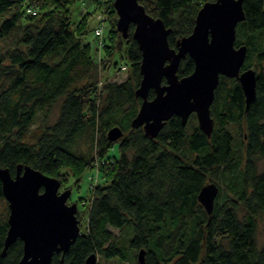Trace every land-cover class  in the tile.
I'll return each instance as SVG.
<instances>
[{"label":"trees","instance_id":"trees-1","mask_svg":"<svg viewBox=\"0 0 264 264\" xmlns=\"http://www.w3.org/2000/svg\"><path fill=\"white\" fill-rule=\"evenodd\" d=\"M73 1L0 0V15L9 13L0 23V41L9 38L12 45L0 52V167L14 175L18 164H27L57 178L65 169L76 181L89 171L85 229L67 251L53 254L51 264H84L92 253L126 260L122 238L109 227L131 229L127 246L145 250L143 264H264V242L256 241L257 220L264 224V0L242 1L245 19L236 25L234 42L246 46L241 69L255 71L254 100L245 109L237 79L221 75L210 105L209 136L191 113L185 124L173 115L153 138L130 126L141 102L134 93L141 79L134 25L123 38L113 22L107 34L103 31L100 48L95 26L93 39L82 44V29L94 10L72 28ZM206 1L212 0H138L170 28L171 47L191 33ZM103 11L104 22L115 13L113 0H104ZM24 16L35 20L23 24ZM105 64L119 72L125 64V79L101 85ZM193 68L186 54L176 74L186 76ZM153 96L150 89L148 98ZM58 99L55 121L29 138L35 113L47 112ZM115 125L123 135L116 140L119 157L111 158L107 153L115 141L106 132ZM233 125L240 132L236 142ZM88 129L99 134L90 136L94 162L72 150L75 138ZM208 181L218 187L210 214L197 200ZM7 228L6 215L0 218V264H18L19 238L1 255Z\"/></svg>","mask_w":264,"mask_h":264},{"label":"water","instance_id":"water-1","mask_svg":"<svg viewBox=\"0 0 264 264\" xmlns=\"http://www.w3.org/2000/svg\"><path fill=\"white\" fill-rule=\"evenodd\" d=\"M243 0L206 1L198 9L190 34L168 43L170 28L163 20L148 14L138 0H113L117 15L116 30L123 38L130 24L133 38L141 51V79L135 96L141 99L132 128H141L145 135L155 137L173 115L185 124L194 113L198 127L209 136L213 128L210 105L219 77L236 78L244 94L245 109L256 96V77L252 68L241 69L246 46H235L236 25L245 19ZM188 54L194 61L193 71L183 77L176 74L182 57ZM165 80L163 83L162 80ZM154 96L148 98L149 90ZM123 135L115 125L106 132L110 141ZM2 195L7 201V232L1 255L9 245L20 239L22 256L18 264H51L55 252L64 253L80 234L77 203H67L70 189L58 192L61 180L44 174L27 164H18L14 175L0 167ZM218 187L210 182L201 187L197 200L207 214L213 210ZM143 248L137 261L144 263ZM96 254H90L84 264H96Z\"/></svg>","mask_w":264,"mask_h":264},{"label":"rangeland","instance_id":"rangeland-1","mask_svg":"<svg viewBox=\"0 0 264 264\" xmlns=\"http://www.w3.org/2000/svg\"><path fill=\"white\" fill-rule=\"evenodd\" d=\"M89 1L92 2L93 5L96 4V2L93 0H75L69 6L72 28L76 27V24L78 23V20L80 19V16H78L79 10H80V15L88 11V9H86L87 8L86 4ZM92 10H94V13H92V16H89V18L87 19V23H86L87 30L84 28L82 29V34L80 38V41L82 44L88 43L93 39V28L98 24L97 21L99 19L97 15H99V13L95 10V8H92V7H91V10L89 9V12ZM7 16H9V13L1 14L0 23ZM116 19H117V15L113 12L112 13L109 12L108 16L105 17V21L103 22L104 34H107L109 28H111L113 22L115 23ZM34 20L35 19H32L28 16L26 17L24 16V19H22L21 22L23 24H26L27 22H32ZM11 46L12 45L10 44V39L4 38L2 41H0V52H3L11 48ZM91 48H92V53H93V43L91 44ZM115 60H117L118 63H121L120 61H118L117 56L115 57ZM101 67L102 68L99 73V78H100L99 82H101V85L109 81L120 82L124 80L126 77L127 72H124V71L119 72L114 67H111L110 64L109 66L108 64H105V66H101ZM101 85L99 84V86ZM59 104H60V99L54 102L50 106L47 112L37 111L35 113L34 121L28 128L27 135L29 138L31 137L33 133L39 132L42 128H44L47 125H51L55 121L58 115V111H59ZM93 130L94 129L92 130L88 129L83 134L77 136L72 145V150L74 152L87 155L90 160L92 159L91 162H94L93 160L94 158H96L97 155H95L96 149L94 147L91 148V137L90 136L93 135L94 139H98V136H99L98 130H94V131ZM232 133L234 135L235 142L239 140L240 132L238 131L237 126L233 125ZM107 156L111 158L119 157L117 141L113 142V145L108 151ZM97 159L99 160V158ZM88 172L89 171H84V173L80 176L79 180L76 181L74 177L71 176L69 171L62 169L61 170L62 176L59 178L61 180V185L58 191H61L64 189H70L71 190L70 197H69V200H67V203L74 202V201L77 203L76 215L80 222L81 232H83L85 229L88 204L90 200V187H89L90 181L87 178V174H89ZM209 182H212V181H208V183ZM7 213H8L7 201L4 198H0V218L3 216H6ZM109 229L112 230L113 233H115V235H119L122 238L124 242L123 244L125 245L126 250H127V259L121 260L118 257L103 258L97 255L96 263L97 264H135L137 263V259H136L137 250L129 249V247L127 246V239L131 236V229L128 227H124L122 229L109 227ZM256 241L258 245H261L264 242V224L262 223L261 219L257 220Z\"/></svg>","mask_w":264,"mask_h":264},{"label":"built area","instance_id":"built-area-1","mask_svg":"<svg viewBox=\"0 0 264 264\" xmlns=\"http://www.w3.org/2000/svg\"><path fill=\"white\" fill-rule=\"evenodd\" d=\"M96 3H98V5H100V8L97 10V12L99 13V15H97L98 16V24L96 25L97 27L96 28H94V34L97 36V45H98V47L100 48V47H102L103 46V43H104V41H103V39H102V36H103V20H104V11H103V4H104V0H94ZM27 12H29V13H33L34 14V11H32V9L31 8H28L27 9ZM97 16H96V18H97ZM121 69H122V71H125V70H127V66L125 65V64H123L122 66H121ZM97 180V175L95 174V176L93 177V182H95Z\"/></svg>","mask_w":264,"mask_h":264},{"label":"crops","instance_id":"crops-1","mask_svg":"<svg viewBox=\"0 0 264 264\" xmlns=\"http://www.w3.org/2000/svg\"><path fill=\"white\" fill-rule=\"evenodd\" d=\"M86 5H87V8H86V9H88V11H86V12H89V9L91 10V7H92V8H95V6H96V4L93 5V3L90 2V1H89ZM91 5H92V6H91ZM86 12H85V13H86ZM78 14H79L78 16L81 17V15H80V10H79V13H78Z\"/></svg>","mask_w":264,"mask_h":264},{"label":"flooded vegetation","instance_id":"flooded-vegetation-1","mask_svg":"<svg viewBox=\"0 0 264 264\" xmlns=\"http://www.w3.org/2000/svg\"><path fill=\"white\" fill-rule=\"evenodd\" d=\"M62 191V190H61ZM58 192H60V191H58ZM69 197H70V195H69ZM69 197L67 198V200H69ZM71 203V202H70Z\"/></svg>","mask_w":264,"mask_h":264}]
</instances>
